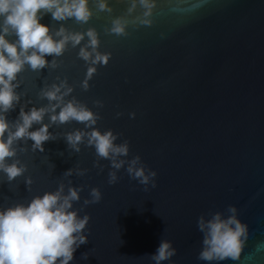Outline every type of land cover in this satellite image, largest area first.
<instances>
[{
  "label": "water",
  "instance_id": "water-1",
  "mask_svg": "<svg viewBox=\"0 0 264 264\" xmlns=\"http://www.w3.org/2000/svg\"><path fill=\"white\" fill-rule=\"evenodd\" d=\"M106 3L110 12L89 0L93 15L86 24L55 21L50 13L40 23L52 32L61 25L70 32L94 29L108 63L92 65L79 57L85 36L55 57L56 67L50 66L52 56L45 57L49 66L42 70L26 65L15 89L20 101L6 118L14 122L21 108L47 106L42 90L66 81L72 91L65 102L84 104L100 117L95 128L119 134L117 144L128 142V156L119 157L125 165L112 168L87 145V137L75 152L66 135L91 129L76 121L52 124L46 115L43 123L54 139L44 143L43 152L33 151L31 140L14 144L13 160L27 170L10 183L0 173V210L27 205L60 184L65 193L78 189L73 210L90 216L88 242L69 264H155L151 255L161 240L177 250L161 264H264V0H154L147 17L138 2L131 13L132 0ZM119 17L127 21L126 35L109 31ZM142 19L151 23L141 24ZM89 67L96 71L85 89ZM136 156L137 167L157 173L155 187L149 183L145 190L127 173V162ZM69 169L72 175L66 176ZM110 172H116L117 183H108ZM93 188L102 199L85 205ZM230 206L247 225L240 257L200 260L199 218L215 213L227 218Z\"/></svg>",
  "mask_w": 264,
  "mask_h": 264
},
{
  "label": "clouds",
  "instance_id": "clouds-1",
  "mask_svg": "<svg viewBox=\"0 0 264 264\" xmlns=\"http://www.w3.org/2000/svg\"><path fill=\"white\" fill-rule=\"evenodd\" d=\"M137 2L147 9L145 17L149 16L154 0H132L128 10L130 13ZM97 6L100 11H111L106 0H97ZM48 13L55 21L74 18L78 24H86L93 15L89 0H0V173L6 175L9 183L27 170L18 159L13 160L17 156L14 144L31 140L33 151L38 149L43 152L44 143L54 139L49 132V125L43 123L46 115L52 124L76 121L91 129L89 132L77 130L66 135L67 144L75 152L80 151L79 145L87 137V145L95 148L98 157L110 160L111 167L116 170L126 163L119 157L129 154L127 141L115 143L119 134H113L111 130L101 132L94 127L100 118L98 114L75 99L65 102V97L72 91L66 81L42 90V97L49 102L47 106L32 107L27 112L21 108L14 122L7 120L6 114L20 101L15 89L19 87L18 75L25 70L26 65L33 71L42 70L49 66L45 57L52 56L50 66L56 67L55 57L63 55L69 43L72 47L80 45L85 36L88 37V43L80 48L79 57L92 65L108 63L109 54L98 51L99 40L94 29L86 33L70 32L61 25L52 32L49 26L40 23ZM140 23L151 22L142 19ZM126 26L127 21L119 17L112 21L109 31L118 36L126 35ZM11 36L16 39L10 41L7 37ZM95 71L94 67H89L83 82L85 89ZM62 89L65 91L62 92ZM130 115L135 117V113ZM34 124L41 126L30 131ZM127 163V173L144 185L145 190L149 183L152 187L156 186L153 178L157 173L150 169L146 172L142 165L137 167L140 164L139 156ZM72 172L69 169L65 175L71 176ZM118 179L116 172L109 173V184L117 183ZM25 183L30 185L31 179ZM90 196V200H85V205L98 203L102 199V193L97 188L91 190ZM79 199L78 189L69 187L65 193L64 185L60 184L56 191L35 196L27 205L18 203L0 210V264H69L77 248L88 242L84 230L90 216L86 214L80 217L78 211L73 210V202ZM228 211L231 215L227 218H223L221 213H215L208 220L203 216L199 218L198 228L204 233L203 250L198 257L200 260L211 262L240 257L247 237V225L237 219L235 207L230 206ZM176 251L171 241L161 240L151 259L155 264H161L173 257ZM83 257L87 259V253Z\"/></svg>",
  "mask_w": 264,
  "mask_h": 264
}]
</instances>
